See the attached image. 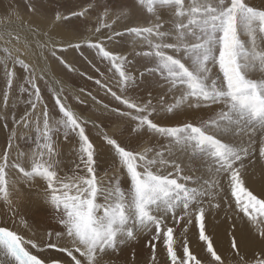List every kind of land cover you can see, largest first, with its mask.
<instances>
[{
	"label": "snow or ice",
	"instance_id": "obj_1",
	"mask_svg": "<svg viewBox=\"0 0 264 264\" xmlns=\"http://www.w3.org/2000/svg\"><path fill=\"white\" fill-rule=\"evenodd\" d=\"M24 3L27 19L8 0L0 20V264H136L121 255L141 236L151 264H264V190L249 182L264 173V0ZM93 15L67 38L58 31ZM69 50L99 75L87 79L103 98L57 78L55 65L77 71ZM70 97L90 98L91 114ZM220 213L227 250L212 231Z\"/></svg>",
	"mask_w": 264,
	"mask_h": 264
},
{
	"label": "rangeland",
	"instance_id": "obj_2",
	"mask_svg": "<svg viewBox=\"0 0 264 264\" xmlns=\"http://www.w3.org/2000/svg\"><path fill=\"white\" fill-rule=\"evenodd\" d=\"M86 2V0H69L68 6L69 7H74L77 8L78 10V5L84 4ZM257 3H259V0H256ZM8 3V0H0V20L4 19V9L6 4ZM15 4L18 6L19 8V13L20 15L24 18L27 19L29 14L27 12V9L25 8V3L24 0H15ZM95 20V16H91L89 17L88 21H84V20H73L70 24L68 25H61L60 28H58V31L61 32L66 38L71 35L74 32L77 31H82L85 28V25H87L88 27L92 26V23ZM84 51V56H87L88 59H92L94 56V53L91 50H82ZM66 56V58L70 61V62H74V67L77 69L76 72H72V73H68L66 69H63L62 66L59 65H55L56 67V72L58 74L57 78L62 80V81H66V87L71 90L73 93L77 92L80 88H84L85 89V96L86 93L88 91H91L93 95L97 96V99H101L104 97V93L102 90L98 89V86L95 84L94 79L95 78H99V75L96 74L94 72V69H92L91 65H89L87 63V61H85L83 59V57L80 56L79 52H75L72 50H69L67 53L64 54ZM95 62V61H94ZM54 63V62H53ZM98 67L100 66L99 64L97 65ZM101 71H104L103 67H101ZM81 73H86L85 75H81ZM94 76L93 80H88L87 77L88 76ZM106 75H108L106 73ZM112 86H113V90H116L115 85H114V81L112 82ZM99 92V94H98ZM85 96H82V99H85ZM45 99L49 104V108L52 107L53 101L51 99V94L47 93L45 91ZM70 103L73 104L74 107L77 108L78 111L83 112L85 115H90L91 112L89 111L92 102L90 101V98H88L86 100V103L83 105H80L78 101H75L74 98L70 97L69 100ZM104 103H109L110 107H117L118 106V102L112 100L111 97H107L104 98ZM94 110V109H93ZM22 114V112L20 113ZM107 115V114H105ZM199 117L202 118H207V116L211 115L210 111L205 110L204 112H199ZM115 117H112V120H114ZM167 119V118H166ZM97 123H101V121H97ZM123 125H121V129L123 130ZM101 128L102 129H109L111 128V120H104L101 123ZM0 148H3L6 145V139H7V133L6 130H4L2 128V126H0ZM112 131H115L114 128H111ZM88 132L90 137L93 139V141L97 144H102V138L100 135V129H97L95 127L89 126L88 128ZM122 141H126L130 144V146L135 147L137 144V141L132 139L131 137H129L127 135V133L125 132L124 136L121 138ZM21 147H24V144H21ZM61 147L64 150V154H65V171H67V169L69 167H71V160L69 157V146L67 144H62ZM105 171V168H101L99 169L100 174L102 175ZM64 173L62 172L61 175H63ZM113 175V171H109V176ZM37 185L40 186V182L37 181ZM122 185L126 187V184L124 183L123 179H122ZM36 189H34L35 191ZM22 212H34V210L29 209V208H22L21 209ZM6 209L5 206L3 204V202H0V220H6ZM39 215L44 216L46 215V213L44 211H41L39 213ZM54 223V221H53ZM226 228H227V223H226ZM190 229L189 232V247L193 249L195 247L200 246V244L202 242H199V245H194V241L192 240V236L196 235V233ZM197 236V235H196ZM162 244L161 243H157V252H160L161 255V259L163 258V253H162ZM135 252V261L136 264H142V258L143 261L146 264H150L151 263V250L150 248L147 246L146 244V238L144 236H141L140 239L137 242H134L130 247H125L123 250V253L121 255V259H131L132 258V253ZM197 253V255L199 256L198 252L194 251V254ZM51 254V253H50ZM148 258V259H147ZM147 260V262H146ZM150 260V261H149Z\"/></svg>",
	"mask_w": 264,
	"mask_h": 264
},
{
	"label": "bare ground",
	"instance_id": "obj_3",
	"mask_svg": "<svg viewBox=\"0 0 264 264\" xmlns=\"http://www.w3.org/2000/svg\"><path fill=\"white\" fill-rule=\"evenodd\" d=\"M202 112H204V111H202ZM0 130H2V129H0ZM249 182H250L251 187L254 190H256V191L264 190V173H262L260 171V169L257 168L256 171L250 176ZM226 230H227V228H226V223L224 222V214L220 213L215 218L212 231L214 233V237H215L216 242L220 245L221 250H227V247H228V237L226 235ZM192 240L194 241V245H199L198 237L196 235L192 236ZM200 250H201L200 246L194 248V251L198 252V254H200ZM195 254H197V253H195ZM161 255L162 254H160V252H157V259L158 260H161ZM146 262H147V260H146ZM142 264H146L143 261V258H142Z\"/></svg>",
	"mask_w": 264,
	"mask_h": 264
}]
</instances>
